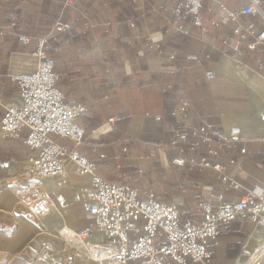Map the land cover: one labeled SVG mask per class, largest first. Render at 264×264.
<instances>
[{"label": "crops", "instance_id": "0c3cea01", "mask_svg": "<svg viewBox=\"0 0 264 264\" xmlns=\"http://www.w3.org/2000/svg\"><path fill=\"white\" fill-rule=\"evenodd\" d=\"M177 2L77 0L65 8L60 0H0V124L7 109L20 104L12 77L35 70L36 39L47 38L46 51L60 76V89L87 108L78 120L86 131L80 154L107 182L174 204L182 222L199 223L197 204L212 200L218 205L215 197L223 193V185L214 171L174 165L179 154L171 147V111L188 101L190 125L207 126L214 136L241 130L242 140L223 160L243 187L226 192L225 202L242 199L264 184V71L258 69L264 57L258 52L237 54L223 45L235 25L224 17L219 3L232 11H239L242 3L205 0L207 24L220 26H208L202 34L185 20V31L174 34L170 26L178 23ZM57 23L66 28L55 31ZM19 36L31 37L32 43L23 45ZM209 71L216 73L214 80L206 79ZM168 85L172 89L164 92ZM26 135L24 130L12 139L0 133V264H100L89 253L107 244L101 232H89L85 245L74 243V235H64L89 229L82 190L89 187L90 178L70 167L64 181L34 179L30 165L36 152L25 145ZM51 138L72 148L65 139ZM243 148L246 154H241ZM231 159L234 166L229 165ZM32 192L37 196L30 205ZM42 193L51 196L54 206L38 213ZM252 228L238 220L222 231L218 245H208L210 264L250 252ZM71 245L85 253L75 254Z\"/></svg>", "mask_w": 264, "mask_h": 264}, {"label": "built area", "instance_id": "2783aa9c", "mask_svg": "<svg viewBox=\"0 0 264 264\" xmlns=\"http://www.w3.org/2000/svg\"><path fill=\"white\" fill-rule=\"evenodd\" d=\"M76 1L60 0L65 8L73 6ZM204 1L178 0L174 11L178 23L170 26V32H184L185 20H190L202 34L207 32L208 26L218 28L220 24L217 22L207 24L203 14ZM233 1L243 4L239 11H232L219 3L224 17L235 25L232 35L225 38L223 45L232 47L237 54L258 52L264 57V0ZM65 28V25L57 23L54 30L61 32ZM19 41L28 46L32 38L19 36ZM46 47L47 38H37L34 56L38 64L35 70L12 77L19 88L20 104L7 109L0 124V133L4 138L16 139L24 130L27 131L24 143L36 152L30 170L39 182L51 178L64 181L70 167H74L78 176L90 178L89 187L82 190V207L90 219L89 229L76 233L75 239L78 244L85 245L88 233L97 231L103 234L107 244L90 248L89 257L100 264H210L208 245L217 246L222 231L228 230L233 222L245 221L264 230V184L248 191L236 202H225L226 192L243 190L223 160L225 153L236 149L242 140L241 130L232 129L229 136H214L207 126L190 125L188 101L181 102L171 111L175 120L171 127V147L179 154L173 163L180 169L189 166L191 170L203 173L214 171L224 190L215 197L218 205H213L212 200L197 204L199 223L182 222L181 212L174 204L161 203L140 195L129 186L104 180L95 164L79 152L86 131L78 120L87 108L69 100L60 89V76ZM258 69L264 71V61L259 62ZM205 76L207 80H214L216 73L209 71ZM171 89L172 86L168 85L164 92ZM156 120L161 121V118ZM52 135L67 140L72 148L57 144ZM240 152L246 154L247 150L243 148ZM235 164L234 159L229 161L230 166ZM53 206L51 196L42 193L36 210L44 213ZM261 247L252 253L245 252L236 260L219 264H264V259L257 257Z\"/></svg>", "mask_w": 264, "mask_h": 264}, {"label": "rangeland", "instance_id": "374dc122", "mask_svg": "<svg viewBox=\"0 0 264 264\" xmlns=\"http://www.w3.org/2000/svg\"><path fill=\"white\" fill-rule=\"evenodd\" d=\"M33 178L35 179V177L33 176ZM30 195H31V197H30ZM30 195H28L27 197H30V201H29V203H30V205H32V203L35 201V198H36V193L35 192H32V194H30ZM76 233V232H75ZM252 234H254L252 237H254L255 236V238H253L252 240V243H254L253 244V249L249 252L247 249H246V251L245 252H247V253H252L253 251H255L259 246H261L262 245V247H261V249L259 250V252L258 253H260V255H261V259H264V243H262L263 242V240H264V230L263 229H261L260 227H256V226H253V228H252V231L250 232V236L252 235ZM64 235H68V233H65ZM250 236L247 238V241L249 240V238H250ZM251 237V238H252ZM251 240V239H250ZM250 242V241H249ZM248 242V243H249ZM247 243V242H246ZM72 246V245H71ZM71 250L75 253V254H79V253H85V250H83V248L82 247H80L79 245H75L74 246V248H73V246L71 247ZM257 253V254H258Z\"/></svg>", "mask_w": 264, "mask_h": 264}, {"label": "bare ground", "instance_id": "6f19581e", "mask_svg": "<svg viewBox=\"0 0 264 264\" xmlns=\"http://www.w3.org/2000/svg\"><path fill=\"white\" fill-rule=\"evenodd\" d=\"M74 235V243H76V244H78V242L76 241V239H75V233H73V232H68V236H73ZM257 257H258V259H261V255H260V253H258L257 254Z\"/></svg>", "mask_w": 264, "mask_h": 264}]
</instances>
